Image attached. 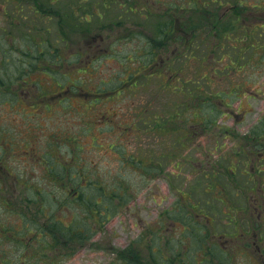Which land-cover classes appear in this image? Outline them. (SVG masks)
<instances>
[{
	"label": "rangeland",
	"instance_id": "374dc122",
	"mask_svg": "<svg viewBox=\"0 0 264 264\" xmlns=\"http://www.w3.org/2000/svg\"><path fill=\"white\" fill-rule=\"evenodd\" d=\"M119 1L123 2V0ZM129 1L130 6L115 3L110 11L101 4L94 5L96 12L102 13L104 18L100 20L92 18L87 27L72 25V28L65 30L66 25H61L55 20L48 23L31 22L30 19L20 20L18 12L22 6L21 0H0V63L2 62L1 65L6 63L7 66L6 70L3 68L5 66L0 67V77L3 80H9L5 77L7 71L11 74V71L30 68L26 53L30 55L33 51H29L28 41L31 40L33 46L43 38L39 35L43 32L49 35L48 40L52 50H59L58 55L63 57V63H67L65 67L72 64L67 70L70 78L65 80L64 87L56 90V92L68 91L69 99L66 106H69L72 113L68 119L62 117L64 114H60L66 107L63 103L56 105L57 102L52 100L50 102L45 99L39 102L38 97L33 99L21 97L16 107L6 112L8 108L3 103L8 100L5 99L3 102L2 97L0 98V125L8 115L15 113L9 121L15 123L11 125V130L15 133L19 132L14 135H17L20 141L19 153H22L18 155V159L13 160L11 157L7 168L13 173L15 169L25 166L28 161L23 160L26 156L24 152L30 149L32 143L39 147L41 137L44 140L42 148L38 149L39 153L52 151L57 142L55 138L61 136L57 133L65 130L67 121L70 122L71 135L80 137L81 144L89 150L86 151L88 164L94 161L96 170H99V174L102 173L103 178L112 177V173L115 174L120 170L123 162V158L120 157L122 151L127 158L139 159L144 156L150 164H153L146 169L140 167L139 171L138 168L130 171L125 169L117 174L116 179L126 178L125 182L130 183L134 188L133 198L125 207L120 203L123 207L119 212L116 209V214L106 223L103 231L86 244L78 245L73 254L64 258L60 264H128V261L121 256L125 255V250L130 246L133 247V252L130 253L129 258L136 264H156L155 260L162 258L169 259L171 264H264V251H257L253 245L251 246L254 236L244 238L234 230L236 220L240 219L239 210L244 204L243 200L234 196L226 199L225 196L217 194L218 198H215L205 191V189L209 190L206 184H210L207 160L212 163V160L220 158L227 148L233 144L239 145L235 139L226 137L229 128L239 134L247 132L264 113V34L262 33V37L255 34L254 41L258 47L254 51L249 49L244 55L240 54V45L233 48L231 43L225 42L221 48L212 45L218 52L215 59H199V56L205 53L204 49L208 42L196 44L197 40L208 32L210 34L214 28L206 22L208 20L203 14L201 21L197 19L200 16L195 15L194 10L186 15L188 21L194 18L195 23L200 22V24L193 29L190 28V31L188 29V33H184L185 30H181L183 24L174 22L183 14L167 10L169 4L187 6L184 0ZM45 2L47 3V0ZM63 2L69 4L67 0H59L53 4V7L54 5L59 7ZM248 3L264 5V0H248ZM160 4L163 6H159ZM145 7L152 13L147 19L144 18L147 16ZM130 9L135 11L132 12ZM225 10L220 13L225 12L227 17L232 15ZM168 12L170 15H167ZM87 16L90 19L88 11ZM118 18L122 24L118 23ZM183 18L185 17H180ZM167 20L173 21L170 26L175 30L174 32L171 30L164 37L162 35L163 49L155 45L157 49L153 58L156 62L153 63V60L149 61V47L145 43L158 37V24ZM31 24L33 27L30 28ZM231 34L234 37L241 35V38L248 39L241 28L231 31ZM192 36L197 49L184 56L178 54L182 50V45L184 46ZM248 42L250 41L246 43ZM253 52H256V55H253ZM190 55L197 59L193 60ZM240 55L245 57L241 58ZM198 59L203 60L202 64ZM211 64H215L221 70L227 64H232L237 70H225L226 74L220 79H212L210 86L205 85V81L198 86L196 79L199 69L196 67ZM126 70L137 74L141 72L144 76L138 75L132 80ZM32 71L27 69L32 78L26 77L27 84L21 85L37 94L36 82L43 87L48 86L49 83H46V76ZM118 76L119 80L126 79L127 87L122 91L119 89L121 93L118 96L100 102L97 109L83 104L84 101L90 103L88 100L102 97L100 94L94 95L102 87V81L106 82V87L102 89L111 91L113 87H117ZM62 78L57 77L56 82L59 79L62 82ZM191 81L193 84H190ZM245 81L251 88L244 86L242 89ZM72 84H76L74 95L69 92ZM6 87L0 83V90ZM12 87L15 91L21 88L19 84ZM240 89L242 92L248 89L249 92L237 99L236 96L242 94ZM221 91L231 94L229 99L225 100L232 103L230 107L234 108V112L228 113L226 103L217 100ZM234 91L236 93H232ZM62 96L66 95L63 93ZM195 96L198 98L197 101ZM205 101H213L212 104H208L211 107L203 106ZM48 102L54 106L50 118L45 111ZM212 105L216 106L218 113L220 110L223 112L215 122L205 119V117L215 118V115L210 113ZM243 110L247 112L245 121L239 124V118L242 117H237L235 112L242 115ZM142 111L146 115H142ZM231 113L233 114L230 115ZM194 114L198 117L194 118ZM140 116H143L142 120L150 125L149 129L146 124H142ZM135 118L137 123L134 122ZM61 120L64 123H61ZM98 120L102 123L108 122L110 125H101L100 133L95 129L85 130ZM160 123L162 130L154 134L152 128H156ZM125 124L135 125V130L129 135L122 134L118 128H115L116 132H114V126L120 127ZM34 126H38L40 132L44 130L50 137L51 142L48 145L43 135L35 134V130L32 129ZM93 140L96 142L94 143ZM114 144L119 146V151L115 148L111 150ZM153 153L159 154L161 159L152 158ZM200 161L205 163L202 166L205 170L203 173L198 170ZM91 166L90 163L88 167ZM150 168L151 171L147 170ZM34 173L38 174L36 171ZM237 176L240 180L243 179L239 169ZM14 180L18 182V179ZM34 180L36 179L33 178L31 181ZM106 182H110L109 178ZM227 189L232 193L234 191L232 187ZM27 196V191H20V197L13 199L14 212L10 211L0 217V224L6 225L7 222L14 221V225L22 229L34 228L35 224H31L28 217H26L27 223L20 221L22 217L19 213L23 210L36 212L39 209L38 202L30 204ZM221 197L226 201L223 205L218 200ZM69 209L71 210L70 206ZM197 214H200V219ZM206 216L214 219L215 222L210 223ZM35 219L38 223V215ZM220 233H226L225 237H220ZM216 234L217 238L214 237ZM37 235L38 233H35L26 239V253L12 249L1 252L4 262L7 261L3 263L35 264L34 260L28 261L38 256L39 250L33 246Z\"/></svg>",
	"mask_w": 264,
	"mask_h": 264
},
{
	"label": "trees",
	"instance_id": "16d2710c",
	"mask_svg": "<svg viewBox=\"0 0 264 264\" xmlns=\"http://www.w3.org/2000/svg\"><path fill=\"white\" fill-rule=\"evenodd\" d=\"M58 1L59 0H47L46 3L45 0H21L22 6L19 8L18 12L19 18L20 20L23 19L26 21L27 19H30L31 22L41 21L44 23L55 20L61 25H66V30L72 28V25L79 26L80 28L87 27L92 18H96L97 20L104 18L102 13L96 12L94 5L97 6L101 4L106 10L109 11L112 10L111 7H113L115 3H117V5L124 4L123 6H130L129 0H123L124 3L119 0H67L69 1L68 5L67 2H63L59 7L56 5L53 7V4ZM184 2L187 4V6H180L177 4L167 5L169 8L167 10H170L169 12L181 13L183 14L181 16L185 17L180 19V16L178 19H176L177 21L174 20V22H180L183 24V29L181 30H185L184 33H188V29L190 31V28L193 29L200 24V22L195 23L194 18L189 21L186 18V15H189L192 10L195 11V15L198 14V16H200L197 18L198 20L201 21L203 14L204 18L208 20L206 22L210 23V26H214L213 30L210 31V34L208 32L205 36L201 37V39L197 40L196 44L199 42L202 44L208 42L207 47L204 49L205 53L201 54L199 59H215L214 57L218 53L215 51V48H221L222 44L225 42L231 43L233 48L240 45L239 51L241 55L246 54L249 49H253L254 51L258 47L255 45L254 39L255 34H258L259 37H262V33L264 34V5H251L248 3V0H184ZM159 6H163V4H160ZM146 8L147 7H145V9ZM230 9H235V11ZM222 10L230 12L232 15L227 17L225 16V12L220 13ZM78 11L79 16H77ZM87 11L90 19H88ZM130 11L134 12L135 10L130 9ZM146 12L147 16L144 17L145 19L152 16L149 8L146 9ZM169 12L167 15H170ZM172 15L173 14H171V16ZM118 23L122 24L120 19ZM171 23H173V21L167 20L160 22V24L157 26L158 37L153 38V40H149L148 43H145L146 46L148 45L149 47V61L153 60V63L156 62L153 58V55L156 54L157 49L155 45L157 44L158 48L163 49L164 45L161 44L163 37L168 35L171 30L174 32L175 28L170 26ZM31 27H33L32 24L30 28ZM237 28H241L243 32L247 34L248 39L241 38V35L234 37L231 34V31ZM47 32H49V30H47ZM39 35L43 38L40 41H37L33 46L32 41H28V45L30 47L29 51H33V53L30 55L28 52L26 53V57L29 58L28 61L30 64L28 67L30 68L11 71V74L9 73L10 71H7V75L5 77H8L9 80H3V78L0 77V83L3 86H7L3 90H0V98L2 97L1 101L4 102L5 99L8 100V102L3 103L7 105L6 107L8 109L6 112H10V108L16 107L17 101H19L21 97H28L29 99L38 97L39 102L47 99L49 101L52 100L53 102H57L56 105L63 103L65 106L67 100L69 99L67 90L58 92H56V90L64 87L63 84L65 83V80L70 78V73H68L67 70L70 69L69 66L72 64H68V66L65 67L67 63H63V57L58 55L59 50H52V46L48 40L49 35H47L45 32ZM247 41L250 42L246 43ZM241 42H244V44ZM212 45L215 48H213ZM195 49L197 48L194 43V37L192 36L188 41H186V43H184V46L182 45V50H180L178 54H182L184 56L187 55L186 53L194 52ZM241 55V58L245 57ZM253 55H256V52H253ZM190 58L193 60L194 58L197 59L195 56L193 58L191 55ZM199 59L198 61H201L202 64L203 60ZM1 63L0 67L5 66L3 68L6 70V63L2 65ZM195 64L194 66H196ZM196 68L199 69L196 79L198 86H201L203 81L206 82L205 85L210 86V82H212L215 78L220 79L223 77V74H226L225 70H237V68L232 66V64H227L223 70L217 68L215 64L208 66H197ZM27 69H32V72H37L36 74H42L43 76H46V83H49V85L43 87V85H39L36 82L35 84L38 87L37 94L30 88L23 87L21 84H27L28 82L25 80V78H32V75L28 74ZM126 72H128V75L132 80L138 75L144 76V74L142 75L141 72L139 74L135 73L134 71L131 73L130 71L126 70ZM1 73L3 72L1 71ZM200 76L201 78H199ZM57 77H63L62 82L60 79L56 82ZM117 79V87H113V90L111 91L109 89H102V87H106V82L102 81V87L99 89L98 93H94V95L100 94L102 97L97 96L99 98L88 100L90 103L84 101L85 103L83 104H85L86 107L91 106L94 109H97L100 102H105L110 98H115L118 96L121 91L124 90L123 88L127 87L125 86L126 79L119 80V76ZM246 81L242 84V89L244 86H246V88H251L250 85H247ZM43 83L45 82L43 81ZM110 83L112 82L110 81ZM17 84H19L21 88L15 91L12 86ZM190 84H193V82L191 81ZM75 85L76 84H72L71 88L69 89V92L73 95L76 93L74 90L76 87ZM71 89H73L72 92ZM119 89H121V91ZM242 89H240V93L242 94L236 96L237 99H240V96H245L249 92L248 89L242 92ZM63 93L66 96H62ZM232 93L236 92L234 91ZM230 95L231 94L228 95L225 91H221L218 95L219 98H217L218 101L226 103L225 107L227 109L231 108L230 104L232 103H228L225 99H229ZM197 99V96H195L196 101ZM212 103L213 101H205L203 106L211 107L208 104ZM46 105L47 110H44L48 112L46 115L48 118H50V116L52 117L54 106L49 102L46 103ZM76 110L78 113V108H76ZM140 110L141 109H139V111ZM61 111L62 112L60 114H64L62 117L65 119H68L72 116L68 105ZM19 112H21V110H19ZM210 113L214 114L215 118L210 119L205 117V119L214 122L216 121V118H220L223 115L221 110L219 111L220 114L217 112L215 105H212V111ZM142 115H146L145 112L142 111ZM11 116H15V113L8 115V118L4 119L3 124L0 125L1 163H3L1 158L6 154H10L12 156L14 154H19L20 151V141L17 135H14L19 132L15 133L11 130V125L15 124L13 121H9ZM142 117L143 116H140L141 121H143ZM196 117H198V115L194 114V118ZM200 117L203 118L201 115ZM136 121L137 118H135L134 122L137 123ZM181 121L183 122V120ZM60 122L64 123L63 120ZM67 123L68 124L64 127L65 130H61L57 133L61 136L55 138V141L57 142H55V147L52 151L48 150L43 153H39L38 149L42 148L44 140L41 136L40 146L36 147V144L32 143L30 149L26 151L27 153H30L33 150L39 154L38 165L39 168H41V171H39V168L38 170L30 171L28 172V176L25 177L27 178V181L33 184V189L30 187L28 190H25L28 192L27 200L30 204L38 202L39 209L36 212L31 210H23V212L20 213V216L22 217V220L20 219V221L27 223L26 217H28L30 223L35 224L34 228L22 229L20 226L14 225V221L7 222L6 225L4 223L0 224V264L7 263V261L4 262L3 258L1 257V252H6L12 249V251L22 250L24 253H26V239L29 238V236H33L35 233H38V235L35 237L33 246L37 247L39 250L38 256H34V259L30 258L28 262H32L34 260V262L36 261L35 264H60L63 262L62 260L64 258L67 256L70 257L73 254L74 249L78 247V245L86 244L88 241L92 240L96 234L102 232L106 223L109 222L110 219L116 214V209L119 212V209H121L123 205L124 207L128 205V202L133 198L134 192H132V190L134 191V188L130 183L125 182L126 178L123 179L122 177V179H116L117 174H120L123 172L121 170L125 169L130 171L138 168L137 170L139 171L143 168L146 169L147 166H153V164H150L144 156L139 159H136L135 157L127 158L125 153L122 151L120 152V157L123 158V162L120 166V170L115 174L112 173L114 179H112L113 176H108L110 182H106L108 178H103L102 173L99 174V170H96L97 168L94 161H90L92 166L91 168L88 167L90 163L88 164L86 151L89 150L81 144L80 137L71 135L69 127L70 122L67 121ZM161 123L158 124L159 126H156V128H152V130H154L152 131L154 134L162 130ZM103 124L110 125L108 122L102 123L101 120H98L85 130L92 131L95 129L100 133L102 132L101 125ZM132 124H125V126L120 127L114 126V132H116V129L118 128L122 134L124 133L129 135L135 130V125L133 126ZM142 124H146L147 129L150 128V125H148L146 121H143ZM32 129L35 130L36 135H43L45 137V139L48 141L47 145L51 142L49 140L50 137L47 136V133L44 130H41L40 132L38 126H34ZM143 129H145V127ZM95 140H93L94 143L96 142ZM181 144H184L183 140ZM112 148L118 150L119 146L114 144L111 146V150ZM152 158L161 159L159 154L155 153L152 154ZM23 160L28 161V154ZM3 164L4 168L7 169V173L9 174V179L7 182L8 184L11 180L10 176L14 175L12 171L6 167L5 162ZM92 167L94 169H92ZM140 167L141 169H139ZM147 170L151 171L152 169L150 168ZM35 171L38 174H35ZM156 171L157 170H154V172ZM33 178L36 180L31 181ZM3 185L4 184L0 181V194L3 190ZM44 186H46V188ZM120 203L123 205L120 206ZM69 206L71 207V210L69 209ZM36 215H38V223H36ZM11 245L12 248H10ZM69 245L71 248L68 249ZM132 248V246L127 248L124 252L125 255L121 256L123 259L128 261V264H136L133 260H131V258H129L130 253L132 254L133 252ZM155 261L156 264L172 263L166 258Z\"/></svg>",
	"mask_w": 264,
	"mask_h": 264
},
{
	"label": "flooded vegetation",
	"instance_id": "af4514ba",
	"mask_svg": "<svg viewBox=\"0 0 264 264\" xmlns=\"http://www.w3.org/2000/svg\"><path fill=\"white\" fill-rule=\"evenodd\" d=\"M233 109L229 108L228 113L234 112ZM246 113L244 110L242 115L235 112L237 117H242V119L239 118V124L244 123ZM226 134V137L238 141L239 145L233 144L222 153L220 158L212 160V163L207 160L210 184H206L209 190L205 189V191L215 198H218L216 197L217 194L225 196L226 199L234 196L243 200L244 204L240 206L239 210L240 219L236 220L234 230L244 238L254 236L251 246L253 245L257 251H264V236H262L264 235V113L257 118L247 132L244 131L239 134L229 128ZM24 153L28 154L27 164L14 170V176H10L11 180L8 184L9 174L3 163L5 162L7 167L11 157L13 160L18 159V155L22 153L12 156L6 154L1 158L3 163L0 162V181L4 185L0 194V217L5 216L10 211L14 212L15 201L13 199L20 197L21 190L25 191L30 187L33 189V184L27 181L25 177L28 176L31 169L38 170L39 154L33 150L30 153L26 151ZM199 164L198 170L202 173L205 172L202 167L205 163L200 161ZM238 169L241 178H243L241 180L237 176ZM14 179H18V182ZM227 187L234 188L233 193ZM218 200L222 205L226 202L223 197ZM197 217L200 219V214H197ZM206 217L210 223L215 222L214 219ZM225 235L226 233H220V237H225ZM214 237L217 238V234ZM212 244L216 243L212 242ZM224 244L226 246V243Z\"/></svg>",
	"mask_w": 264,
	"mask_h": 264
}]
</instances>
